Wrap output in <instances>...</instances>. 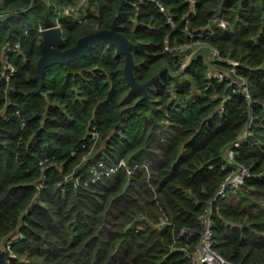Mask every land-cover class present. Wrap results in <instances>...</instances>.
Segmentation results:
<instances>
[{
	"label": "trees",
	"instance_id": "1",
	"mask_svg": "<svg viewBox=\"0 0 264 264\" xmlns=\"http://www.w3.org/2000/svg\"><path fill=\"white\" fill-rule=\"evenodd\" d=\"M82 1L0 0V79L8 64L16 68L0 83L9 118L0 115V264H187L178 247L196 249L209 208L215 249L235 264H264V0H87L81 22L64 15ZM56 13L62 49L117 17L133 43L137 82L160 72L148 97L131 89L124 57L108 44L47 68L42 80L40 28L52 27ZM166 38L207 50L180 70L183 54L166 51ZM227 59L238 62L235 75ZM248 127L229 162L227 149ZM102 156L105 168L126 166L92 182L87 170ZM143 162L148 170L140 166L126 187L128 168ZM240 164L252 177L218 198ZM162 218L170 225L158 226Z\"/></svg>",
	"mask_w": 264,
	"mask_h": 264
},
{
	"label": "built area",
	"instance_id": "2",
	"mask_svg": "<svg viewBox=\"0 0 264 264\" xmlns=\"http://www.w3.org/2000/svg\"><path fill=\"white\" fill-rule=\"evenodd\" d=\"M144 0H130L131 6L138 7L141 5V3ZM155 1V0H152ZM160 11L165 12V8L162 6V4L159 3ZM89 5L87 0H83L78 6L74 7H68L64 10V15L73 17L78 22H81V18L84 15L85 11L88 10ZM173 17H168V23L173 24ZM217 26L221 28H227V23L224 19L217 21ZM52 27L61 28V25L59 21L52 25ZM45 28H40V31L44 30ZM191 37L193 38L194 35L191 34ZM19 48V44L15 45H8L5 49L4 54V61H7V55L9 53L15 52V50ZM165 49L166 51L173 53V52H180L183 54V59L180 64V70H184L190 63L191 59L193 58L194 54L201 50L206 49V45L199 41H192L190 43H184V44H177L174 46L170 45V41L168 38L165 40ZM209 54L210 57L213 59H222L221 52L218 48L209 46ZM228 64L230 65V72L228 74H236V66L238 65V62L232 59L226 60ZM16 73V68L12 64H8L1 73V84H9L12 77ZM215 78H219L220 80H224L225 76L223 75V72L216 71L214 74ZM228 77L227 79H229ZM242 95L247 99L248 103L251 105L252 99H251V93L248 88V84L246 82H243V88H242ZM221 111H224V107L221 108ZM0 115L3 116L5 120H8L9 118L4 115V111L0 113ZM249 123L252 125V118H250ZM91 140L94 141L91 150L90 155L92 154L93 150L95 149L97 145V140L99 138V135L95 130L93 129L90 132ZM249 136H251L250 127L246 128L243 133L240 135V138L238 141H235L232 145L229 146V148L226 151L227 159L229 162L234 161L237 150L241 144L242 139H247ZM75 152H73L74 154ZM105 158V157H104ZM103 156L101 157V160L98 161L97 164H94L90 166V168L87 170V174L90 177V180L92 182H97L102 176L104 175H113L116 174L119 171V168L122 166H126L124 161H121L118 165L111 166L109 168H105L106 166V160H104ZM86 160V157H84L83 161ZM142 167L144 170H148L149 166L146 162H143L141 165H135L133 167L128 168V180L126 187L130 186V179L135 174V171ZM212 168V166L210 167ZM235 172L233 175L229 176L225 182L221 185L219 190L217 191V197L218 198H226L227 193L230 189L236 190L237 188L243 186L244 182L252 177L251 171L246 168L244 165H238L237 168L234 169ZM77 182L80 181V178L76 180ZM212 208H209L201 217L200 221L202 223V231L200 232V241L197 245L196 249L194 251H189L186 246H179V251L185 253V257L188 259L187 264H235L228 259H226L222 254H220L214 247L215 241V231H214V224L212 222ZM170 225L168 218H162L161 222L158 226L163 227ZM139 230L138 227L134 228V231L137 232ZM183 235H187L186 232L183 233ZM12 241L9 240L8 243L10 244Z\"/></svg>",
	"mask_w": 264,
	"mask_h": 264
},
{
	"label": "water",
	"instance_id": "3",
	"mask_svg": "<svg viewBox=\"0 0 264 264\" xmlns=\"http://www.w3.org/2000/svg\"><path fill=\"white\" fill-rule=\"evenodd\" d=\"M108 44L116 48V54L124 57V79L133 90L143 93V100L149 95V89L158 80L160 72L145 83H139L135 77L136 62L133 54V43L118 31L117 17L114 18L111 28L101 29L81 37L77 44L71 48L62 49L64 37L61 28L49 27L41 31L40 50L41 56L37 63V69L41 79H44L47 68L54 65H65L75 60L84 58L89 51L96 46Z\"/></svg>",
	"mask_w": 264,
	"mask_h": 264
},
{
	"label": "rangeland",
	"instance_id": "4",
	"mask_svg": "<svg viewBox=\"0 0 264 264\" xmlns=\"http://www.w3.org/2000/svg\"><path fill=\"white\" fill-rule=\"evenodd\" d=\"M58 17H62V15L60 14V13H56L50 20L51 21H56V20H60V18H58ZM93 26V25H92ZM85 29L86 30H90V27L89 26H85ZM154 89H155V87L151 90V91H154ZM97 146H98V144L96 145V147H95V149L93 150V152H92V154L96 151V149H97ZM101 160V159H100ZM98 163V161L96 162V163H93L92 165H94V164H97ZM149 166V165H148Z\"/></svg>",
	"mask_w": 264,
	"mask_h": 264
},
{
	"label": "bare ground",
	"instance_id": "5",
	"mask_svg": "<svg viewBox=\"0 0 264 264\" xmlns=\"http://www.w3.org/2000/svg\"><path fill=\"white\" fill-rule=\"evenodd\" d=\"M62 18V17H61Z\"/></svg>",
	"mask_w": 264,
	"mask_h": 264
}]
</instances>
